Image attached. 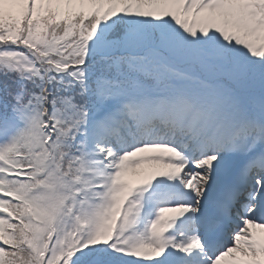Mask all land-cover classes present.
Masks as SVG:
<instances>
[{
	"label": "snow or ice",
	"instance_id": "obj_1",
	"mask_svg": "<svg viewBox=\"0 0 264 264\" xmlns=\"http://www.w3.org/2000/svg\"><path fill=\"white\" fill-rule=\"evenodd\" d=\"M0 264H264V0H0Z\"/></svg>",
	"mask_w": 264,
	"mask_h": 264
}]
</instances>
